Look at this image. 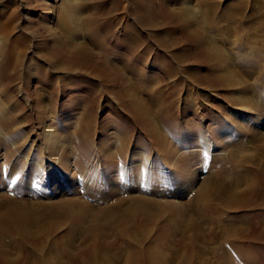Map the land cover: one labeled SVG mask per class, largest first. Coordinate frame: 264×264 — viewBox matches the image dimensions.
Instances as JSON below:
<instances>
[{
  "label": "rangeland",
  "instance_id": "obj_1",
  "mask_svg": "<svg viewBox=\"0 0 264 264\" xmlns=\"http://www.w3.org/2000/svg\"><path fill=\"white\" fill-rule=\"evenodd\" d=\"M27 1L31 8L27 6ZM43 1L19 0L16 33L23 35L28 56L40 49H46L45 55L49 53L50 47L41 38V33L54 27L62 30L63 20L58 11L60 3L64 5L69 0H55V15L44 12L36 22L27 21L25 16L36 15L39 3L45 8L49 7L50 3ZM93 2L85 5L81 0L74 1L76 10L85 16V20L77 25L83 44L87 42V31L91 27L92 31L99 27L97 31H101V43L96 47V53L103 56L99 63L106 68L107 76L102 78L98 76L99 69L89 70L80 63L71 66L70 78L58 77L65 82L70 79L69 88L60 84L61 87L55 88L48 79H40L29 84L31 91H36L32 97L27 92L26 81L11 82L13 88L16 85L25 86V94L31 100H25V95L21 96L24 92L15 99L18 105L12 109L18 111V123L7 121V104L0 107V197L6 194L13 201H45L63 186V192L81 198L95 208L103 199H113L108 204L112 205L122 199L129 201L133 196H149L159 199L163 206L172 201L170 203L176 205V210L178 208L191 216L193 210L189 203H193L201 183L212 181L214 185L222 187V184L231 182L230 176L234 171L229 163L222 162L226 160L224 156L229 157L231 149L243 147L239 160L264 158V150H260L264 147V0ZM33 7L35 9L32 10ZM180 11L187 12L189 17L179 15ZM89 12L98 17V22L91 27L86 18ZM68 22L71 32L77 25L72 24L71 17ZM142 24L145 27L143 32L138 28ZM200 26L215 49L221 51L220 63H213L206 55L209 46L205 44V36L199 38L194 34ZM5 33L0 34V43L4 41L7 44L0 45L7 52L14 48L10 41L16 33ZM69 34L71 38L77 36L75 32ZM0 62L10 68L7 56L1 54ZM38 67L46 70L43 65ZM12 72L10 68L7 74L13 77ZM232 72L235 80L232 81L237 80V85H225L221 74L232 75ZM7 74L4 77L6 84H9ZM238 79H241L239 84ZM142 84L146 86L143 99L154 110L150 121L155 122L157 134L146 130L144 123L128 111L126 101H120L117 95L126 86H132V89L136 86L137 91L139 87L144 88ZM32 99L38 100L37 104ZM44 113L50 122L41 121L39 117ZM45 124L52 126L58 138L69 139L67 167L59 163L46 145L42 136ZM159 138L165 141L164 149L159 146ZM107 144L112 147L108 154L105 151ZM165 149L169 155L172 154V159L163 155ZM107 155L115 158V166L109 165L111 158L107 160ZM192 159L197 162L193 163ZM185 166L189 167L185 169ZM251 167L256 173L259 172L255 179L257 193L251 203H261L264 197V172L257 165ZM176 169H180L177 170L178 174L182 170V175L173 177ZM227 169L229 175L223 172ZM164 175L171 179L160 183L158 176L164 178ZM218 203L215 204L219 206ZM172 211L166 217H173L175 210ZM83 213L79 212V215ZM261 215L260 207L230 211L223 219L221 215H209L212 222L205 231L206 234L216 232L221 235L220 231L226 227L243 222L247 226L248 239L228 242L227 245L233 248L234 243L246 244L251 248L252 261L242 254L232 256V248L226 246L223 237L211 234L214 239L210 243L191 242V232L186 237L187 245L185 243L178 254L180 258L170 264H264V239L260 237L264 219ZM202 221L203 218L199 220L200 223ZM159 228H150L148 243L161 247V254L174 257V246L169 242L172 237L170 231L168 233L163 227L162 230ZM159 230L167 238L166 241L157 240ZM111 240L115 244L123 243L117 238ZM73 243L67 241L62 243L65 246L53 248V257L57 254L55 252L59 253L57 250L63 249L61 262L64 264H70L73 255L91 264L96 261L91 260V252L100 247L85 246L80 251ZM189 247H193L191 251L195 249V256H190ZM114 253L119 256L115 264H125L129 254L127 250L100 252V255L112 256ZM144 260L147 261L146 257Z\"/></svg>",
  "mask_w": 264,
  "mask_h": 264
},
{
  "label": "bare ground",
  "instance_id": "obj_2",
  "mask_svg": "<svg viewBox=\"0 0 264 264\" xmlns=\"http://www.w3.org/2000/svg\"><path fill=\"white\" fill-rule=\"evenodd\" d=\"M44 1L50 3L48 5L49 7L45 8L41 5V3L38 2V12L36 15L28 14L31 16H29L30 18L25 16L27 21L29 20L30 23L33 21L36 22L38 18L42 17L44 12H47L49 15L52 14V16L55 15L56 12L55 8L53 7L55 0ZM74 1L75 0H69L68 3H65L64 5L60 3L61 6L59 7L58 12H61L59 14L60 19L63 20V23H61L63 25L62 30H59L60 28L58 29L57 27H54L51 31L48 30L47 32H42L41 38H44L46 43H48L50 51L47 55H45L46 49L44 50L38 47L40 50L34 51V54H37L35 57L34 54L28 56L27 45L23 39V35L21 33H16L18 28L17 22L19 13L17 12L20 5L19 0H0V34H6L5 32L9 31L14 34L16 33L14 38L10 41V45L14 46L12 50H8L6 52L3 50L2 46L7 44V42L3 41L0 43L3 44L2 46L0 45V55L2 54V56L8 57L10 61V68L13 70V77H11L7 74V72L10 70L8 65H4L3 62H0V107L2 108L7 104V121H12L13 123H18V121H20L18 111H16V109H12V107L18 105L15 99L18 97L19 93L21 94V92H24L21 96L25 95V100H31L29 96L32 97V95H35L36 93L35 90L31 91L30 89L32 82L39 81L40 79H48L49 83L54 85L55 88L61 87L60 85H63L65 88H69L71 86V80L68 79L67 82H65V80H59L58 77L62 75L70 78L72 73L71 66H75L80 63H82V66H84L86 69L88 68L89 70L92 69L94 71V69H96L97 71L99 69L97 73L98 76L102 78L107 76L106 68H104V66L99 63L100 58L102 59L103 56L97 54L98 52L96 51V47L99 46V42L101 43V37L99 36L101 31L98 32L100 30L98 26H96L99 29H97L98 31L96 29L93 30L94 32L91 30V25L98 22V17L94 15L95 13L93 12V14L91 12L87 13V24L90 23L89 27H91V29L87 31L88 33L86 34L87 36L85 38L87 39V42L83 44L77 24H80L82 20H85L83 19L85 16L81 15L76 10ZM81 1L83 4L87 5L96 0ZM27 4V6L31 8L30 2ZM33 9H35V7H33L32 10ZM178 13L179 15L186 18L189 17L187 12L180 11ZM70 17L72 24L74 23V26L77 25L70 30L71 32L77 33V36L72 38L69 36V33L71 32L68 30V19H70ZM140 26L141 27L138 26V28L143 32L145 27L143 24ZM92 33L94 35H92ZM194 34L199 38H202V36H205V31L203 27L200 26L199 29L194 31ZM36 36L39 37V35ZM204 40L205 44L209 46V50L206 54L208 55V58L213 63H220L222 60L221 51L215 49V45H213L211 40H208L206 36ZM38 65H43L46 70H40ZM7 68L8 71H6ZM6 74L7 81H10L7 82L9 84H6L5 81L4 75ZM112 74H114V72ZM221 75H219L218 78L221 76V79L225 85L231 86L232 84L233 86L237 83V80L234 82V77H232L234 76L233 72L232 75H230V73ZM116 77L118 78L119 76L117 75ZM17 81H26L27 88L21 85H16L17 87L13 88L12 86L14 85H11V82L15 83ZM113 81L116 82V80ZM239 81H241V79H238V84ZM134 87L132 89V86H126V88L122 89V92L118 91L117 95H119L120 101H126L127 107L129 109L128 111L131 112L135 118L144 123L146 130L150 131V133L153 131L156 132V128L154 126L155 122L150 121L153 109L151 110L148 105L149 102L147 103V101H145L146 99H143L144 93L146 92V86L144 85V88H137V91L140 94ZM25 88L27 89V92H29V96L25 94ZM32 101L34 104H37L38 102V100L35 99H32ZM123 104L125 105V103ZM247 104L248 103H246V105ZM39 118L41 121L44 119L45 122H50L47 119L48 117L46 113H44ZM42 136H44L45 143L51 153L59 159V163L67 167L69 164V158L67 157L69 151V139L58 138V133L53 132L52 126H48L47 124H45L42 129ZM158 141L159 146L164 149L165 141L160 138ZM107 145L109 146V144ZM108 146L105 147L107 154L109 151H112V147ZM241 149H243V147L231 149L229 151V157L226 158L224 156V159L226 160L222 161L223 164L229 163L231 165V169L234 171V174L230 176L232 177L231 182H228V184H222V187L214 185L212 181L201 183V186L199 185L200 187L197 189L198 192L194 198V201L192 200L193 203H189L191 209L193 210V214L191 216L188 215L189 217L187 214H185L186 212H183L180 209L178 210V208L176 210L174 208L176 205L170 203L172 201L163 206L159 199L150 198L149 196H133L129 201L127 199H122L116 203H113L112 205L108 204L111 203L113 199H111V201H106L107 199H103V201L100 202L95 208L91 207L81 198H77L76 196L71 197L68 195V192H63V186L57 189L54 195L48 196L49 198L47 197L45 201L38 200L30 202L23 199L13 201L9 195L2 194V197H0V264H64L61 262L64 257H62L63 253H61V251L64 250L62 248L61 251L57 250L59 253L55 252L57 254H55L56 256L53 257V248L58 247V245L63 247L65 245L62 243L67 241L70 243L74 242L73 244L80 251L84 249L85 246L100 247L98 250L96 249L91 252V260H96L93 262V264H99V261L100 264H115L118 262L119 256L115 253L112 254V256L106 254H103V256L100 255V252H111L112 250H118L120 252L122 250L129 251L125 264H144V262H147L148 264H163V260H165V264H170L173 263L174 260L180 258L178 254L184 244L186 243L187 245L188 241L186 237H188L187 234L191 232V242L203 241L206 243L209 241L210 243V241L214 239L212 235L218 238L223 237L225 241L224 243H226V246L229 247L231 246L227 245L228 242L238 240L246 241L248 239V231L247 226H245L243 222L238 224L235 222V224L233 223L234 225H231V227H226L220 231L221 235H218L219 233L216 232L215 234L214 232L213 234L211 233L212 235L208 233L206 234L205 232L206 226L210 225L212 222V220L208 218L209 215H221L223 219L224 215L230 211L238 212L249 209L250 207H254V209L256 207H260L262 212L261 217L264 219V197L261 203H251L253 197L257 193L255 183L257 180L255 179L259 173L253 171L254 169H252L251 166L257 165L258 169L264 172V158H247L239 160L241 158V154L243 153ZM260 150H264V147H262ZM163 155H167L169 158L172 157V154L169 155L166 149ZM110 158L108 156L107 160ZM196 159L199 160V158ZM197 160L192 159V162L196 163ZM108 163L110 166H115V158L112 156V158L108 160ZM188 163H190L189 160ZM186 167L187 166H185V169H187L189 166L187 168ZM68 168L70 169V167ZM177 170L180 169H176V173L173 174V177L174 175L178 174ZM181 172L182 170L179 173L180 175H182ZM223 172H226L229 175L230 171L227 169V171ZM242 172H244L243 175H241ZM158 177L160 178V183H165L166 181L168 182L171 179L170 176L167 177L165 175L164 178L163 176ZM215 203H218L220 207ZM184 208L187 209L186 207ZM172 210H175L174 215H172L173 217H166L168 213L173 212ZM79 212H84V215H79ZM202 218L203 221L200 223L199 220ZM151 227V230H154V228L157 227H160L159 229L163 227V229L168 233L170 231L169 234H171L172 237H170L171 240L169 242L170 245L174 246H171L174 249L172 250V255L174 257L169 258L168 254H161V247L148 243L150 238L149 230ZM161 230H159L160 233L158 234L159 237L157 240L166 241L167 238H164L165 236ZM260 237H263L264 239V229ZM112 238L120 239L123 243L115 244V242L111 240ZM80 240L82 241L81 244ZM192 248L189 249L190 256L194 255L193 252L195 249L191 251ZM232 249L230 253L232 256L242 254L245 258L247 257V259L252 261L251 248L249 249L246 244L241 243L239 245H235L234 243V247ZM50 250H52V253ZM145 257L147 261L144 260ZM175 257L178 258L175 259ZM71 258L72 259L69 261L70 264H91V262H87L86 260L82 261L81 257L78 255H73Z\"/></svg>",
  "mask_w": 264,
  "mask_h": 264
}]
</instances>
